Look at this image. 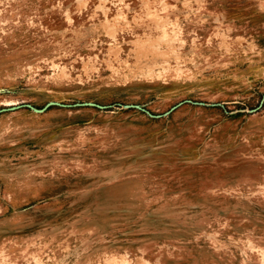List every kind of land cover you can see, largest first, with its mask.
Wrapping results in <instances>:
<instances>
[{
    "label": "rangeland",
    "instance_id": "374dc122",
    "mask_svg": "<svg viewBox=\"0 0 264 264\" xmlns=\"http://www.w3.org/2000/svg\"><path fill=\"white\" fill-rule=\"evenodd\" d=\"M0 264H264V0H0Z\"/></svg>",
    "mask_w": 264,
    "mask_h": 264
},
{
    "label": "water",
    "instance_id": "95a60500",
    "mask_svg": "<svg viewBox=\"0 0 264 264\" xmlns=\"http://www.w3.org/2000/svg\"><path fill=\"white\" fill-rule=\"evenodd\" d=\"M29 107V106H28Z\"/></svg>",
    "mask_w": 264,
    "mask_h": 264
}]
</instances>
